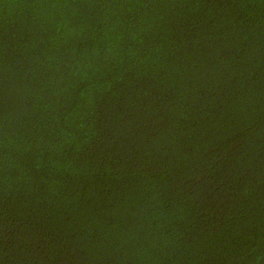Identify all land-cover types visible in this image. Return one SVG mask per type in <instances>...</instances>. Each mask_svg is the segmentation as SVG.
Instances as JSON below:
<instances>
[{
  "label": "trees",
  "instance_id": "trees-1",
  "mask_svg": "<svg viewBox=\"0 0 264 264\" xmlns=\"http://www.w3.org/2000/svg\"><path fill=\"white\" fill-rule=\"evenodd\" d=\"M0 264H264V0H0Z\"/></svg>",
  "mask_w": 264,
  "mask_h": 264
}]
</instances>
